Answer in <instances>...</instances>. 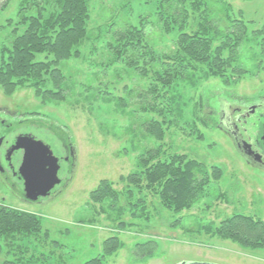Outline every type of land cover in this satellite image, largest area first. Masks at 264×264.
Here are the masks:
<instances>
[{"label":"rangeland","instance_id":"374dc122","mask_svg":"<svg viewBox=\"0 0 264 264\" xmlns=\"http://www.w3.org/2000/svg\"><path fill=\"white\" fill-rule=\"evenodd\" d=\"M42 2L4 0L0 4V66L12 41L28 29L26 20L38 15L36 6L44 10L46 3ZM48 5L44 16L55 9L53 0ZM183 7L189 12L185 30L172 29L170 25L166 29L161 18L162 0H92L87 38L73 49L77 56L53 67L60 70L63 78L62 101L45 100L33 86L10 92L0 84V118L60 125L71 135L77 155L70 184L47 204L21 203L0 180V206L43 219L38 240L17 236L22 241L16 243L0 239V264L17 262L21 256L9 248L18 244L30 249L28 260L34 258L30 257L33 252L44 254L50 264H85L100 258L112 237H117L124 247L108 256L105 264H264V248H246L220 231L235 214L264 221V172L243 159L216 118L223 105L264 104V0H201L199 10L195 11L191 3ZM209 20L220 26V32L230 22H243L246 27V35L240 40L220 38L213 43V54L220 46L228 45L223 46L228 47L221 55L224 60L229 61L235 52L232 68L219 70L203 64L191 81L163 89L155 80L163 64L148 65L143 45L149 44L158 57H175L181 54L180 36L201 34V24L204 29L211 28ZM129 28L141 32L144 43L130 46L125 56H120L114 35ZM37 59L54 62L47 54ZM130 59L137 60L139 68L131 65ZM173 66L175 71L182 70ZM207 66L219 71L220 76L210 75ZM154 86L160 89L159 94H151ZM51 89L54 86L48 83L45 91ZM173 104L181 108L180 118L175 112H163L164 117L157 112ZM164 120L166 133L163 140L157 141L144 127L148 121ZM199 133L204 139L198 138ZM19 135L32 136L53 152L58 170L45 184L66 176L61 161L64 148L45 128L27 126L7 138L1 150L7 167L5 156ZM147 150L152 154L160 150V160L175 154L187 155L208 169L221 167L224 176L206 186L199 202L180 214L165 209L157 195L135 186L134 199L129 204L127 179L142 170L139 159ZM103 180L112 182L120 194L115 206L119 214L104 212L109 203H96L90 198ZM122 223L123 229L118 227ZM40 239L45 241L41 243Z\"/></svg>","mask_w":264,"mask_h":264},{"label":"trees","instance_id":"16d2710c","mask_svg":"<svg viewBox=\"0 0 264 264\" xmlns=\"http://www.w3.org/2000/svg\"><path fill=\"white\" fill-rule=\"evenodd\" d=\"M42 1L41 4L46 3L44 10L40 11V6H36L39 10L38 15L30 16L26 20L29 23L28 29L23 35L17 36L13 40L12 47L5 52L4 60L0 66V84L9 89L10 92L18 87L33 86L36 88L37 94L45 100L62 101L64 96L62 85L60 84L63 78L60 70L53 69V67L59 66L61 62L68 61L73 56H77L78 52L73 54V49L87 38L89 4L92 0H53L55 9L48 16H44L43 12L46 10V6H49L50 0ZM190 3L195 11L199 10L201 0H162L161 11L164 12H162L161 18L165 22L166 29L170 25L172 29L185 30L189 12L183 6ZM208 23L211 24V28L204 29L202 24L200 25L201 34L189 35L184 33L180 36L181 54H177L175 57H158L150 49L149 44L143 45L144 48H147L148 65L156 62L163 64V69H159L160 71L162 69L163 72L158 71L155 76L158 85L160 84L163 89H170L177 82L191 81L194 77L193 74H196V71L200 70L199 66L203 64L208 65L210 68L211 66H217L219 70L232 68V63L235 62L234 51H232L229 61L221 58L224 49L228 48H223V46L228 45L225 44L217 48L215 54L211 52V49L214 41L220 38L240 40L245 37L246 27L244 23L230 22L229 24L227 22L228 25L224 28V32H220V26L214 24L215 22L212 23L209 20ZM135 29L129 28L114 35V41L120 46V48H116V52L120 56H125L130 46L134 48V45H142L144 43V35ZM43 54L53 57L54 62L39 61L37 57ZM132 55L135 56V53ZM132 59H130L131 62L129 63L139 68L137 60L133 61ZM172 63L177 65V70H179V67L182 68V70H179L181 72L172 69L171 66L174 67ZM170 64L172 65L170 66ZM187 66L190 69L185 70ZM208 66L207 69L210 75L220 76L218 75L219 71H213ZM144 75H148V71L147 73L145 71ZM48 83L54 86V90L45 91ZM158 92H160V89L154 86V91L151 94H159ZM159 109L156 110L161 117H164L163 112H175L177 117L180 118L181 108L178 109L177 104H173L171 108L162 106ZM148 122L149 124L144 127L145 131L153 139L157 141L163 140L166 133V121ZM193 125L196 126L197 123L194 122ZM62 130L67 132L65 129ZM66 134L71 137L68 132ZM198 138L204 139L200 133ZM159 151L152 154L150 150H147L146 154L139 159L142 170L128 177L129 188H127L126 197L129 204L134 199L132 186H135L157 195L165 209L173 211L175 214H180L183 211L191 210L193 205L199 202L206 186L220 180L224 176L221 167L215 165L208 169L201 162L190 159L187 155L180 156L175 154L167 160H160L158 157ZM155 160H157L156 163H153ZM90 198L96 203L103 204L108 202V208L103 209L104 212L120 213V210L115 208L120 201V194L113 188L112 182L103 180L97 189L90 194ZM42 222L43 219L34 213L0 206V239L9 238L11 241L15 240L16 243L22 241L18 237L37 238L38 240L42 234ZM224 223L223 229L220 230L223 236L234 239L246 248H264V221L262 219L245 214H235ZM118 227L123 229L125 224L122 223ZM40 240L41 243H43V240L45 241V239ZM11 246L12 244H10ZM142 246L145 247V244ZM24 247L18 244L9 248L14 255L21 256L18 257L16 263H13L50 264L49 259L44 254L33 255V252H31L32 255L30 257L34 258L28 260L27 255L30 254V249ZM123 247L124 245L119 242L117 237H112L104 245L100 258L85 264H105V259L108 256Z\"/></svg>","mask_w":264,"mask_h":264},{"label":"flooded vegetation","instance_id":"af4514ba","mask_svg":"<svg viewBox=\"0 0 264 264\" xmlns=\"http://www.w3.org/2000/svg\"><path fill=\"white\" fill-rule=\"evenodd\" d=\"M3 1L4 0H0V4ZM217 119L219 125H222L224 131L231 136L234 145L239 150L243 159L252 167L264 172V104H239L238 106H225V108L223 105ZM27 126L45 128L54 132L65 151V157L62 158L61 161L66 176L64 178H55L52 184L44 183L41 187L44 192H37V195L27 192L25 180L19 175H14L10 163L7 161V154L5 160L9 164L8 167L5 162H3L1 155V150L5 147L7 138L17 133L21 128H26ZM5 133L8 134L4 137L3 135ZM254 134L255 136L253 138L252 136ZM1 135L3 138L0 141V180L15 199L21 203L31 205L47 204L49 201L57 198V196L67 188L76 172L77 155L72 137H68L66 132L53 123L45 125L36 120L26 119L19 121L9 117L7 119L0 118V136ZM246 144L250 145L251 148L245 149L247 146ZM257 156H260V158L257 159ZM14 179H17V181ZM33 197L37 199H33Z\"/></svg>","mask_w":264,"mask_h":264},{"label":"water","instance_id":"95a60500","mask_svg":"<svg viewBox=\"0 0 264 264\" xmlns=\"http://www.w3.org/2000/svg\"><path fill=\"white\" fill-rule=\"evenodd\" d=\"M7 134L5 133L3 136L5 137ZM3 136H0V141ZM246 145L245 149L251 148L250 145ZM6 158L10 163L14 175H19L25 180L26 190L29 194L44 192L41 189L42 185L48 180L51 174L54 177L58 170L57 160L53 152L41 141L36 140L30 135H20L17 138L16 144L9 149ZM258 158L260 156H257ZM33 199L37 198L33 197Z\"/></svg>","mask_w":264,"mask_h":264}]
</instances>
